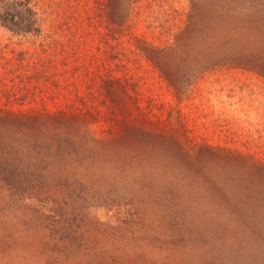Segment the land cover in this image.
I'll return each instance as SVG.
<instances>
[{"label":"rangeland","instance_id":"obj_1","mask_svg":"<svg viewBox=\"0 0 264 264\" xmlns=\"http://www.w3.org/2000/svg\"><path fill=\"white\" fill-rule=\"evenodd\" d=\"M6 1L0 264H264V0Z\"/></svg>","mask_w":264,"mask_h":264},{"label":"trees","instance_id":"obj_2","mask_svg":"<svg viewBox=\"0 0 264 264\" xmlns=\"http://www.w3.org/2000/svg\"><path fill=\"white\" fill-rule=\"evenodd\" d=\"M24 4L21 3H15L13 1L7 2L6 0H0V22L3 24H7V26H10L15 29L20 30H30L31 25L35 21V19H31L30 13L28 14L27 18H23V7ZM9 10H12V12H8ZM12 16H16V20L13 19ZM33 116L31 115H24L19 113H12L7 110H0V121L6 122V123H25L29 120H32ZM61 147L58 143L56 148L51 150V145L49 143H46L43 145L38 139H34L31 146H27V153H34L36 156H51V155H61ZM1 154H12V149L9 151H6L4 148L0 150ZM4 176L9 177V173H4ZM234 221H229V225L234 226L235 228L245 227L248 229L249 233L253 234L251 236L255 237V234L253 233V228L250 226V224L247 221L240 220V219H233ZM227 224V222H226Z\"/></svg>","mask_w":264,"mask_h":264}]
</instances>
